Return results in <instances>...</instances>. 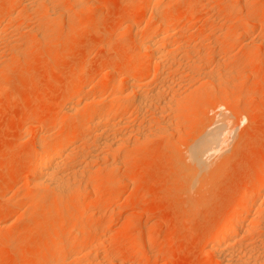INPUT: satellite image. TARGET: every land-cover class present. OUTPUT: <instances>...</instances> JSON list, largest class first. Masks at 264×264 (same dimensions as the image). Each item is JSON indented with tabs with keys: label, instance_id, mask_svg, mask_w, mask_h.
Instances as JSON below:
<instances>
[{
	"label": "rangeland",
	"instance_id": "374dc122",
	"mask_svg": "<svg viewBox=\"0 0 264 264\" xmlns=\"http://www.w3.org/2000/svg\"><path fill=\"white\" fill-rule=\"evenodd\" d=\"M143 1L53 0L45 5L51 3L58 8L48 4V9L62 8L69 14L62 18L55 16V11L35 7L11 21L9 13L23 10L21 0H0V21L4 20L1 31L5 32V38L0 39V264L63 262L56 253L63 245H58L56 239L60 236L75 240L80 224L77 228L70 224L84 211L79 214L72 208L64 214L46 210L49 201L44 195L37 206L31 208L28 204L27 196L36 194L28 173L35 145L45 134L43 141L53 142L78 121L65 109L79 77L87 76L79 83L82 89L84 86L83 97L87 95L91 101L102 94L108 102L119 82L125 83L119 77L111 78L110 70L114 68L117 74L129 72L144 60L143 68L135 72L137 83L146 88L145 92L157 85H171L172 89L162 86L167 99L160 95L164 100L158 96L161 100L156 98L153 104L161 101V107L175 105L165 107L167 113L159 103V109L153 105L142 115L133 107L124 115L130 123L121 130L127 133L128 140L114 154L105 149L106 157L92 164L97 165L93 167L98 172L93 170L95 174L89 181L95 193L89 195L88 208L84 207L85 212L88 210L84 225L96 229L110 225L120 233L105 240L103 252L118 255L123 247L131 248L130 240L134 238L144 243L141 256L131 249L133 254L105 263L228 264L211 251L212 235L231 209L250 206L248 202L257 196L255 188L264 178V0H248L247 4L244 0H160L166 4L161 12L176 19V34L167 42L177 48L172 63L182 64L169 66L166 78L162 76L164 69L154 73L151 63L150 68L151 52L137 49L146 30L156 22L154 11L143 8ZM233 5L237 10L229 11ZM119 64H125L123 70ZM105 76L111 81L102 80ZM124 85L127 90L128 84ZM172 95L180 100L184 97V102ZM138 97L132 94L123 104L131 106ZM177 101L183 104L181 108ZM215 105L228 113L235 134L217 160L212 158L211 172L205 173L210 172L207 178L202 176L206 181L195 185L190 168H185L188 149L211 127L219 111L213 110ZM85 115L90 116L88 112ZM88 130L86 126L79 133L87 135ZM87 144L78 141L83 151L87 148L81 145ZM112 159L116 161L115 170L108 172L103 165ZM112 199L118 202L116 208L108 205ZM253 214L257 223L251 225L246 238L241 236L234 243L235 255L253 253L254 257H247L250 264H264V208ZM95 235L83 238L77 251H83ZM247 243L258 247L247 254ZM238 247H243L244 253Z\"/></svg>",
	"mask_w": 264,
	"mask_h": 264
},
{
	"label": "bare ground",
	"instance_id": "6f19581e",
	"mask_svg": "<svg viewBox=\"0 0 264 264\" xmlns=\"http://www.w3.org/2000/svg\"><path fill=\"white\" fill-rule=\"evenodd\" d=\"M49 1L51 3L53 2V0L52 1L51 0H40V1L39 0H33V1L21 0L22 5H23L22 6L23 10L21 12H17V13L15 11L9 13L8 19L13 21L14 19H17L18 17L20 18L24 13H27L28 11L30 12V10L32 11V8H35V7H39L38 9L47 10L49 7L47 5L49 3L47 5H45V4ZM55 1L56 0H54V2ZM167 1L169 2L171 0H167ZM247 1L248 0H244L243 1L244 4L245 3L247 4ZM51 3L49 5L52 8H53V6L56 7L54 4L52 6ZM162 5L165 6L166 4H164L160 0H144L143 1V3H142L143 8H145L146 10L151 9V11H154V16H155L156 22L146 30V32L144 34V38L141 39L142 41H140L139 47H137V49L140 48V51H141V49H143V52H144V50H149L151 52V55H149L150 56L149 57V59H150L149 65L151 63V65L154 68L152 70H154V73H156L155 70L159 71V69H161V70L164 69L162 76L164 78H166L167 75H165V74L169 70L168 68H170V67L176 68L177 65L180 64L181 62L179 60H177V61H179L178 64H176V62H174L176 64V67H175V64L172 63L173 62L172 59L175 56V55H173L174 50H176L177 48H174V46L173 45L171 46L169 43L167 44L168 40L170 42V39H169L170 36H173L176 34L175 31H173V29L175 27L174 25H176V23H175L176 19L174 17L167 16V15L163 14L161 12V10L164 6H162ZM44 6L46 7V9ZM40 7H43V8H40ZM51 7L49 9L51 11H55V13H56L55 16L58 15L59 17L63 18L64 16L69 14V12L66 11L65 9L59 8L58 10H52ZM56 8H58V7H56ZM234 8L236 9L237 6L233 5V6H230V8H228V9H230L229 11H233ZM49 9H48V11H49ZM67 10H68V8H67ZM48 11H45L47 13L46 15H48L49 12L51 13V11H49V12ZM53 13L54 12H52V14ZM46 17H48V16H46ZM67 18H68V16H67ZM47 20L48 19H46V22L49 23L50 21H47ZM2 22L4 23V20L0 21V39L5 38L4 36L2 37V35H4V33H5V32L3 33L1 31ZM41 23H43V22H41ZM54 25L56 26V24H54ZM29 31H31V30H29ZM41 39H42V36H41ZM175 44L177 45V42ZM9 45H10V42H9ZM176 45H175V47H176ZM178 46H179V44H178ZM180 46L182 48L181 44H180ZM11 47H13V46H11ZM184 47L185 46L183 45V48ZM14 53H15V51H14ZM172 55H173V57H172ZM141 58L143 61V59H144L143 55L141 56ZM180 60H183V59L180 58ZM0 62H1V60H0ZM144 62H145V60L142 63H139L138 65L134 66L131 69V71H129V72H122V73L119 72V74H117L116 73L117 71L113 70L114 68L110 70V72L108 74L111 78L119 77L120 78L119 80H121V82H123V83L124 82L127 83L128 84L127 86L129 88L127 90H125L122 87V85L124 87H126L124 85L125 83L122 84L119 82V85H117L116 88L111 93V95H110L111 97H109L111 99L108 102H107L106 98L102 97L103 96L102 94L96 95V97H94V99L91 101L87 95L85 97H83L82 93L85 92L84 86L82 85V87H83V89H82L79 86L80 85L79 83L86 80L85 79L86 75H83L84 77L83 76L79 77V79L76 83V89H74L72 91V93L70 94V100H71L70 102L71 103L70 104L68 103L69 105L67 104L66 109H65L67 114L76 115L75 117H78V119L76 118V120H78V121L66 133L60 132L59 135L56 136V138L53 142H44L43 137L46 136V134H45V135H42L40 137V139L37 141V144L35 145L34 155L31 157L30 162H29V167H28L29 172L28 173L30 175L29 177H31V184H32L31 187H33L36 194H33L31 192L27 196L28 199H30L28 201V204L31 203V205H32V206L29 205V207L31 206V208H33L36 205V203H38L37 201H39L38 200L39 197L41 195H44L46 197V200L49 201L47 204H45L46 210H50V211L56 210V211H60L64 214L69 213L72 208H76V210H79L80 211V212H78L79 214L84 211L83 215H79L80 217L75 219V221H73V222L71 221V224H70V226H72L73 228L74 227L77 228L78 224H80L81 226L83 224L82 227H80V225H79L78 229L77 230L75 229L76 231H78L77 236L75 235L76 239L70 240L68 238H63L60 236H58L56 239L58 245H60V243L63 245V247H60V251L56 252L58 256H61L60 258L62 260H60L58 257H56V258H58L59 261H61V262L63 261L61 264H107L108 262L105 263V261H108V260L111 261L112 260L113 262H115V261L121 260L122 257L125 255L133 254L132 250H136V256L137 257L141 256L143 254V251H145V250H143L142 245L144 243L142 242V240L140 238H134V239L130 240L131 248H129L127 246H126V248L123 247V249L120 250L118 255H115L116 253L114 254V253H111L108 251L103 252V248L105 249V247H103L105 245V243H104L105 240L108 238H113L115 236H119L120 233L115 232L111 227H109L110 225L109 226H102V227L100 226L97 229L94 228L93 226L89 227V226H86V224L84 225V222H85L84 220L86 219L85 214L88 211L87 210L85 212L84 207L86 206V208H88V205H90L89 195L92 197V194L95 193L93 191V189L92 190L90 189V183L91 182L89 183V181H91V179H93L92 173L94 171H97V170H94L95 169L94 167H96L97 165L95 166L92 164H94L95 162L97 163V162L101 161L102 160L101 158L103 155H104V157H106V154L108 151H106V153H105V149L106 150L108 149L110 151V153L112 152L114 154V152L119 150V147L122 146L128 140V137L126 136L127 133H123V131L121 130V127H123V126L125 127V125L128 126V124L130 123L129 119L128 120L126 118L124 119V115H126V113L129 111V109H131L132 107L135 108L134 110H136L138 114H141V113H143L146 110H149L151 108L153 109V105L156 109L157 108L159 109L162 105L161 104L162 102L157 101L158 104L160 103V107H158V104H156L157 105V107H156V105L153 104V102H155L156 101L155 99L156 98L158 99L160 97V95H164V92L166 91V90L164 91V87H168V88L171 87V85H169V86L162 85L164 87H162L161 85L160 86L157 85L156 87L154 86V88L151 87L149 90L147 89V92H145L146 88L143 89L141 84L139 85L137 83L138 79L136 80V78H135L136 70H138V69L141 70L143 68ZM122 63H123V61H122ZM2 65H3V63H2ZM119 65H121V64H119ZM122 65L120 66V68L123 70V68L125 67V64L123 66ZM180 65H182V64H180ZM152 66L150 68H152ZM2 67H4V65ZM0 69H2V68L0 67ZM152 70L149 73H151ZM171 73H173V71ZM169 74H170V72H169ZM207 74H205V75H207ZM158 76H161V75H159V73H158ZM210 76L212 77V74ZM106 77L107 76L103 77L102 80L111 81L110 79L109 80L106 79ZM206 77H208V75ZM211 77L210 78L208 77V78L211 79ZM86 78H87V76H86ZM224 79H225V77L223 78V80L220 78V81L221 80L223 81L222 84H224ZM163 81L167 82L165 79H163ZM211 81H214V80H211ZM162 82L159 84H162ZM214 82H217V80L215 79ZM225 83H226V81H225ZM83 84H84V82H83ZM174 84H175V82H174ZM144 85L147 86L146 83ZM149 86H147V87H149ZM168 88H165V89L168 90ZM170 89H172V87ZM170 89H169V92H171V94H172V91H170ZM174 89L175 88H173V90ZM177 90H179V89H177ZM177 90H175V91H177ZM86 92H88V91H86ZM177 92L180 93V90ZM179 93H177V94H179ZM132 94H135V96H137V97L140 96L137 98L138 101H136V103L134 102L135 104H133L131 106L129 104L127 107H125V105L123 104V103H125L124 101ZM174 94H175V96H177L175 92H174ZM180 94L179 95L182 96V93H180ZM173 96L174 95H172V97ZM175 96L173 98H175L176 100L179 99V96L177 98ZM160 98L163 99L164 97L161 96ZM165 98L167 99L166 96H165ZM91 99H92V97H91ZM161 99H158V100H161ZM170 99H172V98H170ZM168 100H169V98H168ZM168 100H166V101H168ZM183 100H184V97H183ZM183 100H180L179 102L183 103L184 102ZM109 102L111 103V106H108V105H110V104H108ZM169 102H170V100H169ZM172 102L173 101H171V103ZM177 102H176L177 107H180L182 103L180 104L178 102L180 104L179 105V104H177ZM94 103H98V105L92 106V105H94ZM116 103H118L119 105L118 104L116 105ZM164 103L166 104L165 101H164ZM174 103H175V101H174ZM167 105L168 104L165 105L166 108L168 107ZM173 105H175V104L172 103L171 108ZM116 106H118V107L115 109ZM165 107L163 106V107H161V109L164 110ZM220 107H222V106L217 105L213 110H216V109L218 110ZM168 108H170V107H168ZM173 108H175V107H173ZM221 110H222V108L219 109V111H216L217 116L214 119V122L212 123V125L210 124L211 127L209 129H207L201 136H199V138H197L192 143V145L190 146V149H188L189 155L187 154L188 155L187 157L189 159V162L187 161L188 160L187 158H186L187 159L186 162H188L189 166L186 163L187 167H185V168L186 169L188 168L187 170H189V168H190V170H191L190 175H192V178H195V180L193 181L195 183V185L201 181H202V183H204L203 182L204 179L202 180V178H203L202 176L206 175L204 178H207V176H208L207 174H209L211 172L210 169L213 167V164H214V162H212V158L215 156L216 160H217L218 156H220V153L224 150L225 144L235 134L234 129L232 130L230 128L231 127L230 126V116L228 115V113H225V112H223V110L222 111ZM87 112H88V115L90 114L91 117L85 115V114H87ZM164 112H165V110H164ZM165 113H167V112H165ZM149 114H150V112H149ZM74 115H73V117H74ZM118 115L121 116V118H118L119 117ZM116 117L118 119H116ZM246 117L244 119L248 120V118H246ZM86 126H88V128H89V130L87 132L88 134L87 135L84 134L82 136V134L79 133V131L83 127H86ZM137 131H139V130H137ZM124 132H125V130H124ZM129 132H130V130H129ZM81 140H82V142H84L86 144L88 143L86 145V147L81 145L84 149L87 148L84 151L79 146L80 144L78 145V141H81ZM79 143H81V142H79ZM79 149L82 150V153H80ZM78 150H79V153H78ZM104 159L105 158H103V160ZM115 163H116V161L113 160L112 162L110 161V163H108V164L106 163L105 165H103V163H102V165L104 166V169L106 171L108 170V172H109V170H110L112 172L115 170V169H113L116 166ZM100 166L98 165V168ZM103 166H101L100 168H102ZM117 169H118V167H117ZM207 171H210V172L205 174ZM97 172H96V175H98ZM188 173H189V171H188ZM94 174H95V172H94ZM263 174H264V171H263ZM111 180H113V179H111ZM204 181H206V179ZM93 182H95V181H92V183ZM94 184H91V185L95 188ZM255 192H256L257 196L253 199L251 198L252 201L249 200L250 203L248 202V205L250 204V206L248 208H245V207L242 208V205H240V206H237V207L231 209V211L229 212V214H227V217L224 219L222 224H220V226H218V228L215 230V232L212 235V244L210 243L211 245L209 247H211V251L215 255L219 256V257L217 256L218 259H222L224 261V263H228V264H250L247 257L249 256L251 258V255H253V257H254V254L252 253L253 251H251V250L257 246V245L255 246V244L257 242L255 244L254 243L245 244L247 246V248L246 249L244 248V250L247 251V254H249V253H252V254H249V255H243V254L239 255L238 254V256L240 258H237L238 256L235 255L236 249L234 248V243L236 241L238 242V239L240 241L241 236L246 238V236H245L246 233L248 234V232L250 231L251 225H253L256 222L257 219L254 216L255 213L253 214V211L256 210V212H257V211H260L264 208V201H263L264 200V178H262V180H260L259 184L255 188ZM246 198H247V196H246ZM120 201H122V200H120ZM39 202H41V201H39ZM108 205L111 208H116V206H118V202H116L115 200L113 201V199H112L111 202L109 201ZM68 210H69V212H68ZM75 211H74V213H75ZM72 212H73V210H72ZM75 216H76V214H75ZM86 216H87V214H86ZM26 217H27V215H26ZM73 220H74V218H73ZM260 223H262V222H260ZM105 224L107 225V223H105ZM94 233H96L95 237L93 236L94 238H91V239L88 238L89 239L88 241H90V240L91 241L84 246V250L80 251V249H79V251H77L78 250V244H80L81 240L83 238H85L87 235H92ZM263 235H264V233L262 234V236ZM80 237H81V239H80ZM141 247H142V250H141ZM144 247H145V245H144ZM45 248H46V246H45ZM238 249H240V250L242 249V251H243V247L242 248L238 247ZM254 249H256V248H254ZM240 250H238V251H240ZM246 251H245V254H246ZM249 251H251V252H249ZM83 252L85 253L84 257L81 256L83 254ZM45 253H46V251H45ZM56 253H54V256H56L55 255ZM243 253H244V251H243ZM236 254H237V252H236ZM157 255H158V253L154 256H157ZM241 255H243V256H241ZM80 257H82L84 259L82 260V258H80ZM158 258H159V256H158ZM256 258H254V259H256ZM112 261H111V263H112ZM253 262L254 261H252V264H253ZM45 263H47V262H45ZM39 264H41V263H39ZM113 264H115V263H113Z\"/></svg>",
	"mask_w": 264,
	"mask_h": 264
}]
</instances>
